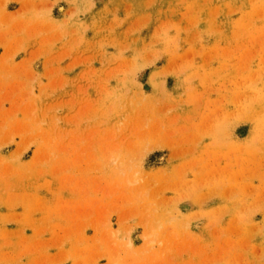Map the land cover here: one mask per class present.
Listing matches in <instances>:
<instances>
[{
  "label": "rangeland",
  "instance_id": "obj_1",
  "mask_svg": "<svg viewBox=\"0 0 264 264\" xmlns=\"http://www.w3.org/2000/svg\"><path fill=\"white\" fill-rule=\"evenodd\" d=\"M0 264H264V0H0Z\"/></svg>",
  "mask_w": 264,
  "mask_h": 264
},
{
  "label": "crops",
  "instance_id": "obj_2",
  "mask_svg": "<svg viewBox=\"0 0 264 264\" xmlns=\"http://www.w3.org/2000/svg\"><path fill=\"white\" fill-rule=\"evenodd\" d=\"M141 245V244H140Z\"/></svg>",
  "mask_w": 264,
  "mask_h": 264
}]
</instances>
